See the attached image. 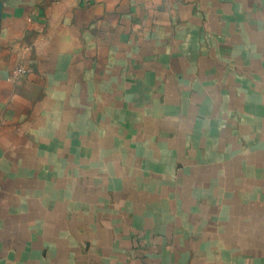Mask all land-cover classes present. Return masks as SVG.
<instances>
[{"label":"crops","instance_id":"obj_1","mask_svg":"<svg viewBox=\"0 0 264 264\" xmlns=\"http://www.w3.org/2000/svg\"><path fill=\"white\" fill-rule=\"evenodd\" d=\"M0 264H264V0H0Z\"/></svg>","mask_w":264,"mask_h":264},{"label":"built area","instance_id":"obj_2","mask_svg":"<svg viewBox=\"0 0 264 264\" xmlns=\"http://www.w3.org/2000/svg\"><path fill=\"white\" fill-rule=\"evenodd\" d=\"M25 72L24 68L19 69V73Z\"/></svg>","mask_w":264,"mask_h":264}]
</instances>
